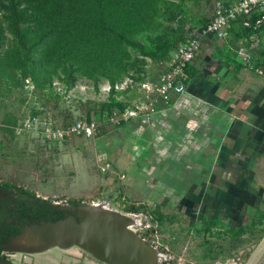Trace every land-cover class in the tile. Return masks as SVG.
<instances>
[{
	"label": "trees",
	"instance_id": "trees-1",
	"mask_svg": "<svg viewBox=\"0 0 264 264\" xmlns=\"http://www.w3.org/2000/svg\"><path fill=\"white\" fill-rule=\"evenodd\" d=\"M216 1L0 0V99H18L24 104L27 94L33 93L38 94L37 100L54 99L53 106H57L60 90L67 93L85 79L98 92L99 84L106 80L109 85L106 99L97 102L94 108L87 105L86 119L91 113L124 110L139 95L141 83L158 80L163 72L161 62L185 41L187 32L210 23ZM236 1L225 0V4ZM227 37L237 56L240 41L247 48L251 66L239 60L241 66L264 72V2L233 19ZM126 78L130 83L116 89L115 85ZM42 113L43 110L32 106L29 117ZM20 119L22 115L5 111L0 118V130L15 136ZM74 121L67 115L62 125ZM0 189L23 197L17 202L23 222L63 217L62 210L50 200L23 186L0 181ZM15 201L0 198V206ZM68 202L76 205L81 201L71 198ZM126 211L143 213L149 219L152 226L147 233L176 222L173 214L142 203H129ZM216 226L215 220H203L195 230L200 259L206 263L224 260L237 249L263 239L264 210L240 226L214 231ZM251 251H245L246 260Z\"/></svg>",
	"mask_w": 264,
	"mask_h": 264
},
{
	"label": "crops",
	"instance_id": "crops-1",
	"mask_svg": "<svg viewBox=\"0 0 264 264\" xmlns=\"http://www.w3.org/2000/svg\"><path fill=\"white\" fill-rule=\"evenodd\" d=\"M195 28L200 48L185 92L165 109L120 122L96 154L98 164L115 162L116 177L97 179L102 198L128 193L134 204L174 213L182 234L203 220L240 226L264 210V74L238 63L228 37Z\"/></svg>",
	"mask_w": 264,
	"mask_h": 264
},
{
	"label": "rangeland",
	"instance_id": "rangeland-1",
	"mask_svg": "<svg viewBox=\"0 0 264 264\" xmlns=\"http://www.w3.org/2000/svg\"><path fill=\"white\" fill-rule=\"evenodd\" d=\"M28 88H31V86ZM107 88L108 83L106 80L99 84L98 92H95L90 81L79 80L69 92L64 93L63 90H60L61 98L57 106H53L54 99L50 102H47L44 98L37 100L38 94L33 93L27 94L28 98L24 104H21L18 99H3L1 97L0 100L3 101L0 105V118L5 111H10L15 115H22V119L19 121L22 124L29 118L30 108L35 106L38 110H43L44 114L36 115L40 118V121L47 119L52 125L59 126L64 123V118L67 115H71L72 120L87 118L85 115L87 105L94 108L97 102L105 100L109 92ZM41 104L43 105L41 106ZM102 114L103 112L101 114L91 113L88 118L97 120L101 129L92 138L76 139L73 137L68 141L51 142L44 140L39 132L16 133L12 137L0 130V181H8L15 183L17 186H23L34 192L36 196L48 199L57 205L67 204L71 198L78 199L81 202L104 201L111 208L131 213L139 223L138 226H134V229L140 235H145L143 237L162 254L158 264H226L227 259L237 254H240V260L236 264H244L246 261L245 251L254 248L253 252L251 251V259L246 264H264V242L258 246H256L257 243L245 245L224 260L218 259L215 262L206 263L200 259L199 237L196 236L195 231L200 227L199 224L193 228L192 233L190 231L182 234L175 224L176 222L173 224L167 223L158 227L157 230L147 233V228L152 226L149 219L143 213L126 211V206L132 203L127 200L128 193L127 196L120 193L114 196L109 193L102 198L100 185L96 184L99 182L97 179L110 176L111 172L116 177L112 168L115 162L110 158V167L102 171L100 167L103 164H98L96 154L99 151V145L103 143L104 137H107V132L121 124L119 122V124L114 125L111 121H107L106 116ZM40 127L38 126V128ZM98 141L101 142L98 143ZM73 195H77V197ZM89 198L94 201H89ZM139 203L145 205L143 201H139ZM154 207L158 206L153 205L150 208ZM169 214L176 215L174 213ZM221 228L218 226L214 231ZM17 258H22V256ZM22 264L102 263L92 259L81 249L71 247L63 250L52 248L39 254L26 255ZM228 264L233 263L230 261Z\"/></svg>",
	"mask_w": 264,
	"mask_h": 264
},
{
	"label": "water",
	"instance_id": "water-1",
	"mask_svg": "<svg viewBox=\"0 0 264 264\" xmlns=\"http://www.w3.org/2000/svg\"><path fill=\"white\" fill-rule=\"evenodd\" d=\"M59 208L72 214L23 226L4 244L3 251L35 255L52 248L77 247L102 264H158L162 254L134 229L139 223L131 213L111 208L104 201Z\"/></svg>",
	"mask_w": 264,
	"mask_h": 264
},
{
	"label": "built area",
	"instance_id": "built-area-1",
	"mask_svg": "<svg viewBox=\"0 0 264 264\" xmlns=\"http://www.w3.org/2000/svg\"><path fill=\"white\" fill-rule=\"evenodd\" d=\"M261 2H264V0H237L233 4L226 5L225 0H217L214 6L213 18L202 31L213 34L218 39H224L227 36V29L231 26V21ZM196 31V28L193 27L187 32L185 41L171 51L167 60L161 62L163 72L157 81H146L140 84L138 88L139 95L131 101L130 106L123 111L116 109L111 114H102L106 116L107 121L117 125L119 122H126L136 116L152 114L159 109L169 107L175 97L185 92L186 68L192 64L195 54L200 48V41L196 36ZM239 45V60L244 64L250 65L247 48L242 41H240ZM255 70L259 74H264L260 68H255ZM130 81L127 78V81L125 79L121 83L116 84L115 88L123 89ZM107 89L109 90V85ZM98 125L99 122L95 119L79 118L70 124L57 126L52 125L47 119L40 121L38 116H32L16 127V133L39 132L44 140L53 142L71 137L90 138ZM38 126L41 127L38 128ZM109 167L110 164L106 162L100 168L105 171ZM239 260L240 254H237L227 259L226 264L230 261L236 264Z\"/></svg>",
	"mask_w": 264,
	"mask_h": 264
},
{
	"label": "flooded vegetation",
	"instance_id": "flooded-vegetation-1",
	"mask_svg": "<svg viewBox=\"0 0 264 264\" xmlns=\"http://www.w3.org/2000/svg\"><path fill=\"white\" fill-rule=\"evenodd\" d=\"M0 198L7 200L15 199V202H10L8 206H0V264H22L23 258L27 254H20L14 252H5L3 251L4 244L15 234H17L23 226L29 225L31 222L29 219L26 221H21L19 209H18V201L21 200L23 197H19L15 192L9 191L6 189H0ZM54 207L59 208V205H55L51 202ZM67 204L75 205L67 202ZM77 205V204H76ZM63 216L68 212L71 213L69 210L61 209ZM18 256H22V258H17Z\"/></svg>",
	"mask_w": 264,
	"mask_h": 264
}]
</instances>
